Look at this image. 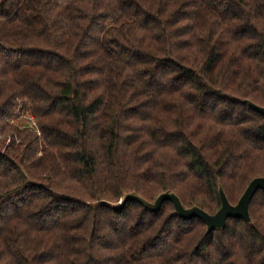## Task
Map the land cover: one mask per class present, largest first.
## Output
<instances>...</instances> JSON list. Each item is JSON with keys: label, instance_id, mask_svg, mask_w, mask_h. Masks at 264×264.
<instances>
[{"label": "trees", "instance_id": "trees-1", "mask_svg": "<svg viewBox=\"0 0 264 264\" xmlns=\"http://www.w3.org/2000/svg\"><path fill=\"white\" fill-rule=\"evenodd\" d=\"M264 0H0V264H264ZM34 124V127L31 124Z\"/></svg>", "mask_w": 264, "mask_h": 264}, {"label": "water", "instance_id": "water-1", "mask_svg": "<svg viewBox=\"0 0 264 264\" xmlns=\"http://www.w3.org/2000/svg\"><path fill=\"white\" fill-rule=\"evenodd\" d=\"M238 101L242 104L249 105L252 110L264 116L263 107H260L249 100L238 99ZM260 190L264 191V177L255 178L247 187L238 204L233 205L228 200L223 187L220 186L219 195L221 199V208L214 215L209 214L198 206L186 208L182 200L175 193L170 191L159 195L154 202H149L136 192L126 193L119 203H111L109 206L114 210H120L127 202L135 201L149 208L152 212L157 213L160 211L165 202H172L175 207L176 214L179 217L184 220H191L194 218L202 220L207 226V232L210 233L212 231L224 230L227 226L229 218L241 219L246 223L251 224L252 218L250 205L255 195Z\"/></svg>", "mask_w": 264, "mask_h": 264}, {"label": "rangeland", "instance_id": "rangeland-1", "mask_svg": "<svg viewBox=\"0 0 264 264\" xmlns=\"http://www.w3.org/2000/svg\"><path fill=\"white\" fill-rule=\"evenodd\" d=\"M31 126L34 127V124L32 123ZM121 200H122V199H121Z\"/></svg>", "mask_w": 264, "mask_h": 264}]
</instances>
